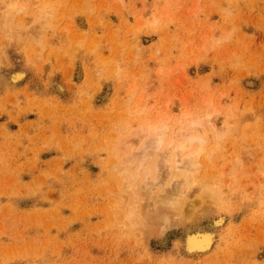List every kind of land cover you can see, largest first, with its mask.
<instances>
[{
	"label": "rangeland",
	"instance_id": "rangeland-1",
	"mask_svg": "<svg viewBox=\"0 0 264 264\" xmlns=\"http://www.w3.org/2000/svg\"><path fill=\"white\" fill-rule=\"evenodd\" d=\"M0 264H264V0H0Z\"/></svg>",
	"mask_w": 264,
	"mask_h": 264
},
{
	"label": "bare ground",
	"instance_id": "bare-ground-1",
	"mask_svg": "<svg viewBox=\"0 0 264 264\" xmlns=\"http://www.w3.org/2000/svg\"><path fill=\"white\" fill-rule=\"evenodd\" d=\"M12 5V4H11ZM16 6V5H15ZM15 6H13V7H15ZM7 9V8H6ZM26 9V8H25ZM46 9V8H45ZM19 10V9H18ZM11 13V12H10ZM9 13V14H10ZM8 15V14H7ZM11 16H12V14H10ZM13 18V17H12ZM12 18H11V20H12ZM6 19H10V18H6ZM8 22V21H7ZM7 22L5 21V25H6V28H7ZM41 22V21H40ZM10 23V22H9ZM9 27V29H10V26H8ZM39 27V26H38ZM8 29V28H7ZM39 29V28H38ZM9 33V32H8ZM19 72H21V71H19ZM18 72H16V74H17ZM23 72H21V74H22ZM23 77H24V75H22ZM13 77V76H12ZM17 77H19V76H17ZM22 78V77H21ZM20 78V79H21ZM14 79V77L11 79V80H13ZM18 79V78H17ZM17 79H14V80H17ZM188 112V111H187ZM208 114V113H207ZM208 117V116H207ZM209 117H210V115H209ZM196 119V118H195ZM206 119V118H205ZM208 120H209V118H207ZM167 120V119H166ZM198 120V119H197ZM208 120H207V122H208ZM204 121V120H203ZM206 122V123H207ZM205 123V124H206ZM209 123H211L212 124V121L210 120L209 121ZM209 123H207V124H209ZM164 124V123H163ZM194 124H196V125H200L199 124V121H194ZM193 124V125H194ZM145 125V124H144ZM213 125H217L216 123H214ZM186 128V127H185ZM151 129V128H150ZM143 130H146V129H143ZM172 132V131H171ZM136 134V133H135ZM138 134V133H137ZM132 135V134H131ZM130 135V136H131ZM176 135V134H175ZM178 135H179V133H178ZM177 135V136H178ZM136 136V135H135ZM170 136V135H169ZM169 139H171V138H169ZM195 139H199L198 140V142L199 143H197V141H196V143H197V146H196V149L194 148V150H193V153H187V154H190V155H188V156H182L184 159H181L180 157H178V159L177 158H174V160H175V162H174V167H175V171H176V175L174 174V175H172V178H175V177H181V183H183V181H188V177H189V175H188V172H193V169L199 164V157H201V154H202V152L204 151V147H203V144H204V139H201V138H196V137H191V138H189L188 140H186V141H184V142H182V143H178V145H177V154L176 153H174V154H176V155H180V154H183L186 150H188V149H190L192 146H193V144H194V140ZM164 140H165V137L164 136H162V133L160 132V130L157 128V127H154L153 129H152V134H151V137H150V141L147 143V147L144 149V153H145V155H144V158H143V162H142V164L144 163V160H149L150 158H151V156H152V154H153V152L152 151H148V148H150V147H154L155 149H159L160 147H162L163 146V144H164ZM206 142V141H205ZM126 144V143H125ZM199 144V145H198ZM196 145V144H195ZM171 148V147H170ZM179 149V150H178ZM187 152V151H186ZM155 153V152H154ZM172 154V153H171ZM154 155V154H153ZM173 155V154H172ZM175 155H173V157H174ZM153 157V156H152ZM167 157V158H166ZM171 157V156H170ZM175 157H177V156H175ZM187 157H189V158H187ZM187 158V159H186ZM162 159H165L166 160V162H167V164H168V161H169V159H168V155H165V157L164 158H162ZM205 159V158H204ZM165 160L163 161V163H165L166 164V162H165ZM174 160H172V162L174 161ZM139 161V160H138ZM150 161V160H149ZM201 162V161H200ZM131 163H133V162H131ZM204 163V162H203ZM149 164V163H148ZM161 164V159L159 160V163H158V165H160ZM140 166V165H139ZM138 166V167H139ZM169 166L171 167V164L169 165L168 164V168H169ZM155 168H156V166H155ZM172 169H173V167H172ZM170 170V169H169ZM172 172V171H171ZM150 175V174H149ZM149 175H147L148 177H149ZM155 176V175H154ZM158 177L159 176H157L156 178L154 177V179L155 180H157L158 179ZM180 179V178H179ZM153 179H151V181H152ZM173 180V179H172ZM145 181H147V180H145ZM150 181V182H151ZM174 182H175V180H174ZM170 183V182H169ZM177 184H179V182L178 183H176V185ZM153 185V184H152ZM172 185H174V184H172ZM177 186H179V185H177ZM167 187V186H166ZM166 189V188H165ZM180 189V188H179ZM205 189V188H204ZM167 190H169V189H167ZM183 190V189H182ZM164 191V190H163ZM180 191V190H179ZM170 194H172V193H175V192H173L172 190H170ZM203 192H205L206 193V195H205V193H204V197H206L207 198V196L210 194L208 191H203ZM165 193V192H164ZM179 194H181L180 192H178ZM209 193V194H208ZM169 194V193H168ZM166 195H167V193H166ZM173 195V194H172ZM171 195V196H172ZM175 195V194H174ZM172 196V197H170L169 199H172V198H176L177 197V193H176V197L175 196ZM212 195V194H211ZM211 195H209L208 196V198L209 197H211ZM170 196V195H169ZM214 196V195H213ZM212 196V197H213ZM181 197H182V194H181ZM211 197V198H212ZM178 198V197H177ZM210 198V199H211ZM168 199V200H169ZM168 200H167V202H168ZM174 199H172V201L171 200H169V205H171V203L173 204L174 203V201H173ZM189 201V200H188ZM152 202V201H151ZM166 202V203H167ZM158 203V202H157ZM166 203L164 202V204L166 205ZM205 203V202H204ZM167 204V205H168ZM191 204V203H190ZM194 204V203H193ZM167 205H166V207H167ZM149 206V205H148ZM159 206V205H158ZM157 206V207H158ZM160 206H161V202H160ZM165 207V206H164ZM163 207V208H164ZM196 207V206H195ZM165 209V208H164ZM155 211H157L156 209H155ZM154 211V212H155ZM150 214V213H149ZM156 214H160L159 213V211H157V212H155V215H153L154 217L156 216ZM165 214H167V210L165 209ZM164 216V215H163ZM161 217V214L159 215V216H157L156 218H155V221L153 220V219H151L150 221L151 222H153L154 224H155V222H156V220L157 219H159ZM150 222V223H151ZM149 223V222H148ZM149 223V224H150ZM147 227V226H146ZM186 241H187V244H186V248H187V246L188 247H190L191 246V248L189 249V253H191V254H193V253H197V251L196 250H194V251H190V250H192V248H194V247H199V248H201V250L202 251H207L208 249H210L211 247H212V244H213V241H214V233L212 232V231H201V230H197V231H195V232H192V233H190L188 236H187V239H186ZM203 248V249H202ZM197 250H198V248H196Z\"/></svg>",
	"mask_w": 264,
	"mask_h": 264
}]
</instances>
